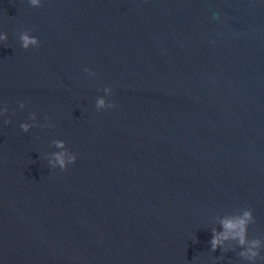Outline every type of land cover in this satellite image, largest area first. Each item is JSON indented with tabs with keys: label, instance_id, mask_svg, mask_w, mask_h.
<instances>
[{
	"label": "water",
	"instance_id": "water-1",
	"mask_svg": "<svg viewBox=\"0 0 264 264\" xmlns=\"http://www.w3.org/2000/svg\"><path fill=\"white\" fill-rule=\"evenodd\" d=\"M0 35V264H264V0H0Z\"/></svg>",
	"mask_w": 264,
	"mask_h": 264
},
{
	"label": "clouds",
	"instance_id": "clouds-1",
	"mask_svg": "<svg viewBox=\"0 0 264 264\" xmlns=\"http://www.w3.org/2000/svg\"><path fill=\"white\" fill-rule=\"evenodd\" d=\"M29 3H30V5H31L32 7H39L40 4H41V0H29ZM0 39H7V36H6V35H0ZM20 39H21V41H22V47H23L25 50L29 49V46H30V45H32V46H36V47L39 46V41H38L36 38L30 37L26 32H25V33H22V34L20 35ZM85 71H86V72H89L88 69H85ZM89 75H94V73L89 72ZM107 91L111 92V89H107ZM104 103H105V102H104L103 100L98 101L97 107H98V108L104 107ZM107 107H108V108H111V107H113V105H112V104H109ZM21 127H22L25 131H27V129H28V125H21ZM56 146L59 147V148H63V147H64L63 143H59V142L57 143ZM56 160H57L58 163H59L60 169H61L62 171L66 170L67 167H66V165H65V160H64L63 154H57V155H56ZM75 161H76V157H75V155H74V156H72V157L69 159L68 163H70V164H74ZM248 216H249V213H245V218H247ZM244 224H245V220H240V221H238V222H236V223H233V222H231V221H225L224 224H223L224 228H225L226 230H228V231H234V230H236V229H239V231L237 232V235L239 236V239H240V243H241V245H243L244 242H245V230H244ZM224 238L227 239V235H225ZM218 244H219V239H214V240L212 241L213 250H215V248H216V246H217ZM255 246H256V245H255V243H254V244H253V247H255ZM250 255H251L252 257H255V256L257 255V253H256V252H251V251H250Z\"/></svg>",
	"mask_w": 264,
	"mask_h": 264
}]
</instances>
